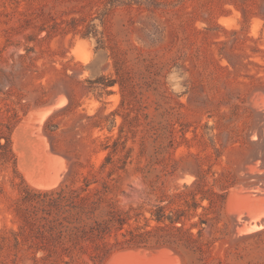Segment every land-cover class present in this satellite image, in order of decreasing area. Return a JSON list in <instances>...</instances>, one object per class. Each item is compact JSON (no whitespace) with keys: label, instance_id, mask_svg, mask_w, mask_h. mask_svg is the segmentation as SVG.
<instances>
[{"label":"rangeland","instance_id":"374dc122","mask_svg":"<svg viewBox=\"0 0 264 264\" xmlns=\"http://www.w3.org/2000/svg\"><path fill=\"white\" fill-rule=\"evenodd\" d=\"M5 1L0 113L14 108L20 115L12 141L17 170L30 186L51 188L90 172L105 176L98 172L108 153L103 146L112 144L122 125L134 161L114 173L120 175L114 193L120 204L148 207L159 196L149 181L166 177L164 172L136 168L138 160L156 156V147H162L160 157L178 162L167 188L205 174L210 181L233 180L229 196L237 190L264 198V0H152L117 6L104 22L101 0ZM72 17L85 18L78 29L94 17L106 48H97L93 35L63 31ZM102 76L120 78L123 89L119 83L107 89L92 83ZM111 112L112 130L114 116L106 118ZM96 118L104 120L102 129L92 126ZM3 176L0 220L17 194L9 181L12 168L0 181ZM229 196L224 220L245 258L235 264H264V233L253 234L264 230V199L233 206ZM170 249L130 247L113 256L167 250L173 264H184Z\"/></svg>","mask_w":264,"mask_h":264},{"label":"trees","instance_id":"16d2710c","mask_svg":"<svg viewBox=\"0 0 264 264\" xmlns=\"http://www.w3.org/2000/svg\"><path fill=\"white\" fill-rule=\"evenodd\" d=\"M151 1L101 0V20L104 22L117 6L141 7ZM5 4V0H0V6L6 7ZM7 14L6 8L0 9V15ZM93 20L94 17L78 29L85 18L72 17L62 30L79 32L82 37L93 35L98 39L97 48H106ZM92 83L103 89L117 83L124 87L118 77L102 76ZM115 114L106 115L114 116L110 130L116 123ZM19 119L14 108L0 113V174L11 167L13 177L9 181L17 190L0 220V264H106L114 253L130 247H168L184 264L244 262L240 244L230 241L228 222L224 220L233 180L210 181L205 174H198L191 183L167 188L169 177L178 170V162L160 157L162 147H156V156L144 163L138 160L136 168L164 172L166 177L158 174L149 181L154 190H161L159 196L148 207L144 203L124 206L114 194L120 179L114 173L127 171L134 160L133 147L126 145V138L122 139L121 125L118 136L109 137L113 138L112 144L103 146L108 153L98 172L105 176L90 172L72 181L65 179L60 186L48 190L35 188L17 170L12 133ZM103 121L96 118L92 126L102 129ZM4 183L3 176L0 193L4 192ZM263 233L261 230L253 234Z\"/></svg>","mask_w":264,"mask_h":264},{"label":"bare ground","instance_id":"6f19581e","mask_svg":"<svg viewBox=\"0 0 264 264\" xmlns=\"http://www.w3.org/2000/svg\"><path fill=\"white\" fill-rule=\"evenodd\" d=\"M262 91V90H261ZM61 96V95H60ZM254 96V95H253ZM256 98H257V96H256ZM66 99V98H65ZM66 103V102H65ZM43 105V104H42ZM38 107V106H37ZM36 106H35V108H37ZM68 107V106H67ZM44 108V107H43ZM39 109V108H38ZM44 110V109H43ZM50 110V109H49ZM52 110V109H51ZM32 111V110H31ZM48 111V110H47ZM61 111V110H60ZM43 112H45V111H43ZM33 112H29V115L28 116H30V114H32ZM38 113H39V110H38ZM47 113H51V112H47ZM41 114V113H40ZM46 114V113H45ZM33 115V114H32ZM42 115V114H41ZM52 115V114H51ZM39 116V115H38ZM44 116V115H43ZM41 117V116H39V117H41L42 119L44 118V117ZM30 119H33L32 118V116L30 117ZM40 119V118H39ZM41 119V120H42ZM28 120H29V117H28ZM36 120H38V119H36ZM35 120V121H36ZM32 122V121H31ZM30 122V123H31ZM34 122V121H33ZM38 122V121H37ZM30 123H27L26 125H28V124H30ZM35 123V122H34ZM37 124V123H36ZM39 124V123H38ZM25 125V126H26ZM31 125V124H30ZM44 125V124H43ZM33 126V125H32ZM38 127H39V125H38ZM37 127V128H38ZM33 128H36V127H33ZM42 128V127H41ZM44 130V129H43ZM35 131V130H34ZM41 131V130H40ZM39 133V132H38ZM29 134V133H28ZM42 134V133H41ZM33 135V134H32ZM40 134H38V136H39ZM38 138V137H37ZM39 138H41L42 139V136L41 137H39ZM40 142H42V140L40 141ZM43 142H44V139H43ZM34 143V142H33ZM45 143H47V142H45ZM16 144V143H15ZM29 144H31V143H29ZM28 144V145H29ZM38 145H39V143H38ZM45 145V144H44ZM37 146V145H36ZM15 147H16V145H15ZM14 147V148H15ZM42 147H43V145H42ZM45 147V146H44ZM39 148H40V146H39ZM16 149V148H15ZM35 149V148H34ZM33 149V150H34ZM44 149V148H43ZM39 151V150H38ZM33 152V151H32ZM40 152V151H39ZM33 153H35V152H33ZM38 153V152H37ZM21 155V154H20ZM19 155V156H20ZM34 155V154H33ZM21 156H23V155H21ZM25 156H26V154H25ZM24 156V157H25ZM38 156V155H37ZM38 157H40V156H38ZM57 157V156H56ZM31 158V157H30ZM43 158V157H42ZM41 159V158H40ZM43 159H41V161H42ZM70 160V159H69ZM40 161V160H39ZM52 161H53V159H52ZM61 161V160H60ZM59 161V162H60ZM58 162V163H59ZM256 162V161H255ZM36 163V162H35ZM54 163V162H53ZM27 164V163H26ZM41 164V163H40ZM56 164V163H55ZM71 164V163H70ZM256 164V163H255ZM37 165H39V164H37ZM253 165V164H252ZM25 166V165H24ZM259 166V165H258ZM22 167V166H21ZM30 167V166H29ZM39 167V166H38ZM42 167V166H41ZM257 167V166H256ZM33 168V167H32ZM43 168V167H42ZM51 168V167H50ZM56 168V167H55ZM69 168H70V166H69ZM71 168H72V164H71ZM25 169H26V167H25ZM35 169V168H34ZM33 169V170H34ZM27 170V169H26ZM29 170V169H28ZM39 170V169H38ZM46 170V169H45ZM69 170V169H68ZM72 170V169H71ZM40 171H42V170H40ZM48 171V170H47ZM27 172H29V171H27ZM34 172V171H33ZM32 172V173H33ZM36 172V171H35ZM43 173H45V172H43ZM43 173H41V174H43ZM68 173V172H67ZM66 173V174H67ZM34 174V173H33ZM25 175H26V173H25ZM65 175V174H64ZM30 176H32V175H30ZM40 176H42V175H40ZM67 176H69V175H67ZM29 177V174H28V176H27V178ZM39 177V176H38ZM37 177V178H38ZM55 177L57 178V179H59L58 178V174H56L55 175ZM66 177V176H65ZM31 178V177H30ZM33 178V177H32ZM64 178V177H63ZM33 179H35V178H33ZM28 180V179H27ZM65 180V179H64ZM33 182L35 181V180H32ZM41 181V180H40ZM29 182V181H28ZM32 182V183H33ZM37 182H39V180L37 179ZM34 183H36V182H34ZM48 183H50V182H48ZM59 183V182H58ZM41 184V183H40ZM39 184V185H40ZM51 184V183H50ZM32 185V184H31ZM37 185V184H36ZM38 185V186H39ZM33 186V185H32ZM47 186H50V185H48L47 184ZM60 186V185H59ZM255 186V185H254ZM37 187V186H36ZM256 187V186H255ZM38 188V187H37ZM41 188V187H40ZM237 188V187H236ZM240 189H242V188H240ZM46 190H48V189H46ZM233 190V189H232ZM236 190V189H235ZM249 190V189H248ZM251 190V189H250ZM251 191H253V190H251ZM260 193V192H259ZM264 198L263 197H259V196H252V195H248V194H241V193H238L237 192V190H236V192L235 191H233L231 194H230V196H229V205H235V204H245V205H247V206H254V205H257V204H259L262 200H263ZM245 212V211H244ZM241 217V216H240ZM263 217V216H262ZM247 218V217H246ZM249 218V217H248ZM238 221V220H237ZM240 221V220H239ZM241 222V221H240ZM253 222V221H252ZM248 223V222H247ZM240 224H244V223H240ZM246 224V223H245ZM253 224V223H252ZM259 226H260V224H258ZM236 226V225H235ZM249 226H251V225H249ZM249 226H247V227H249ZM246 227V228H247ZM253 226H251V228H252ZM255 228V227H254ZM242 229V228H241ZM245 229V228H244ZM263 229V228H262ZM240 230V229H239ZM258 230V229H257ZM248 231V230H247ZM260 231V230H259ZM244 232V231H243ZM255 232V231H254ZM249 234H251V233H249ZM245 235V234H244ZM240 236V235H239ZM236 237V236H235ZM148 249V248H147ZM134 250V249H133ZM133 250H131V251H133ZM158 250V249H157ZM171 250V249H170ZM135 251V250H134ZM140 251V250H139ZM148 251V250H147ZM167 251V250H166ZM166 251H164V250H162V251H159L157 254H152V255H149V256H147V254L145 255L144 253H138V252H133V253H121V254H116V255H114L113 257H112V259L108 262V264H112V263H115V262H118V260H120L121 258H124V259H128L129 260V262H127L128 264H173V262L171 261V259H170V256H168V254H167V252ZM172 251V250H171ZM170 252V251H169ZM148 253H149V251H148ZM151 253V252H150ZM176 253V252H175ZM178 255V254H177ZM178 257V256H177ZM176 258V257H175ZM176 260V259H175ZM180 260V259H179ZM127 260H125V262H126ZM181 263V262H180ZM117 264H119V263H117Z\"/></svg>","mask_w":264,"mask_h":264}]
</instances>
